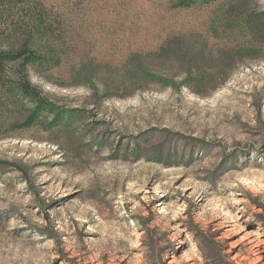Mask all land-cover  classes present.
Here are the masks:
<instances>
[{"label": "rangeland", "instance_id": "374dc122", "mask_svg": "<svg viewBox=\"0 0 264 264\" xmlns=\"http://www.w3.org/2000/svg\"><path fill=\"white\" fill-rule=\"evenodd\" d=\"M186 1L0 30V264H264V0Z\"/></svg>", "mask_w": 264, "mask_h": 264}, {"label": "trees", "instance_id": "16d2710c", "mask_svg": "<svg viewBox=\"0 0 264 264\" xmlns=\"http://www.w3.org/2000/svg\"><path fill=\"white\" fill-rule=\"evenodd\" d=\"M190 1V0H187ZM186 1V2H187ZM211 1H215V0H211ZM199 2V0H192L191 3H189L188 6H192V4H197ZM210 2V1H208ZM20 8V9H19ZM26 8H31V0H18L17 2H11V3H7V4H0V30L6 26L9 25V23H13L15 18H16V14L18 11H26ZM32 13V12H30ZM39 15H38V14ZM36 15L41 16L43 15L41 11H37ZM34 15V13H32ZM233 14V12L231 11L229 15Z\"/></svg>", "mask_w": 264, "mask_h": 264}]
</instances>
